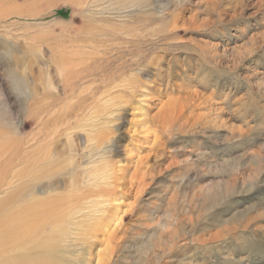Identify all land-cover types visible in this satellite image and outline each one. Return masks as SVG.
<instances>
[{"label":"rangeland","instance_id":"374dc122","mask_svg":"<svg viewBox=\"0 0 264 264\" xmlns=\"http://www.w3.org/2000/svg\"><path fill=\"white\" fill-rule=\"evenodd\" d=\"M0 154L26 263L264 264V0H0Z\"/></svg>","mask_w":264,"mask_h":264},{"label":"bare ground","instance_id":"6f19581e","mask_svg":"<svg viewBox=\"0 0 264 264\" xmlns=\"http://www.w3.org/2000/svg\"><path fill=\"white\" fill-rule=\"evenodd\" d=\"M81 107L82 106H79V109ZM64 119H66V117H63L62 121H65ZM1 156L2 155L0 154V158ZM8 164H9V158L4 159V164L2 167H0V172L3 169L4 165H8ZM31 164H32L31 167L33 169L35 168L37 169V167H39L35 163V161H33V163ZM37 178L38 177H33L32 180H35ZM1 180L2 179H0V183L4 184L5 181L4 180L1 181ZM48 205L49 202L43 205L42 208H39V205H37V203L32 202V205L30 206L31 209L30 216H28L29 218L27 222L24 223V225L19 230L11 228L7 233L0 232V264H30V263H26V261L30 258L31 254H32L31 258H34V255L51 256V253L44 252V249L40 247L39 248L35 247L34 249L32 248V251L30 248L28 253L26 254L23 252L21 253V251L18 250L17 248L18 246L30 247L34 241H39L38 238L42 236L43 228H44V227L42 228L45 221V219H43V214L47 212ZM34 264H38V260H36Z\"/></svg>","mask_w":264,"mask_h":264}]
</instances>
